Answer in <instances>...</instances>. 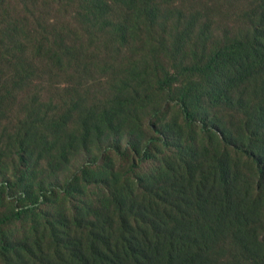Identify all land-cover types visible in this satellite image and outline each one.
Returning a JSON list of instances; mask_svg holds the SVG:
<instances>
[{
  "label": "rangeland",
  "instance_id": "rangeland-1",
  "mask_svg": "<svg viewBox=\"0 0 264 264\" xmlns=\"http://www.w3.org/2000/svg\"><path fill=\"white\" fill-rule=\"evenodd\" d=\"M136 3L129 9L112 1L108 13L101 15L85 0H0V182L1 175L12 169L19 143L35 149L30 180L51 178L57 170L63 173L61 181L83 161L74 159L66 165L60 154L67 149L82 151L80 137L86 128L92 153L103 149L105 131L144 143L152 110L166 103V95L157 88L165 72L180 74L173 87L177 92L192 76L186 68L205 63L213 50L228 43L249 41L257 25L264 24V0ZM262 77L237 87L231 104L210 109L215 132L223 141H242L247 129H253L247 126L249 115L264 110ZM165 122L176 135L180 131L185 136L177 106L171 107ZM199 145L196 168L217 157L212 144ZM158 154L145 165L149 171L172 153ZM232 161L235 197L240 199L249 173L244 160ZM9 205L0 206V215ZM50 210L56 215L69 211L63 200L55 201ZM26 227L13 224L9 236L16 231L20 235ZM241 238L243 234L229 229L212 245L209 258L214 264H261L258 248ZM48 246L35 245L32 256L21 260L0 248V264H60L49 242Z\"/></svg>",
  "mask_w": 264,
  "mask_h": 264
},
{
  "label": "trees",
  "instance_id": "trees-1",
  "mask_svg": "<svg viewBox=\"0 0 264 264\" xmlns=\"http://www.w3.org/2000/svg\"><path fill=\"white\" fill-rule=\"evenodd\" d=\"M112 1L129 9L137 4L85 0L101 15ZM186 71L192 76L177 92L173 87L180 74L165 72L158 79L166 103L152 110L144 143L105 131L103 149L92 153L86 128L80 137L83 150L60 154L66 165L83 161L64 181L57 170L51 178L30 180L35 149L19 143L12 169L1 175L0 206L10 204L0 215L2 253L28 259L35 245L49 247V242L60 264H214L212 245L232 229L258 248L264 264V110L249 115L247 126L253 129H247L242 141L220 139L210 117L212 106L233 102L237 87L264 76V24L257 25L249 41L221 46L205 63ZM173 106L180 111L185 136L165 122ZM107 123L113 125L110 118ZM202 142L212 144L217 157L196 168ZM162 151L172 154L146 169ZM235 159L244 160L249 173L240 199L235 197ZM58 200L65 202L67 213L50 212ZM17 223L27 227L9 236V227Z\"/></svg>",
  "mask_w": 264,
  "mask_h": 264
}]
</instances>
